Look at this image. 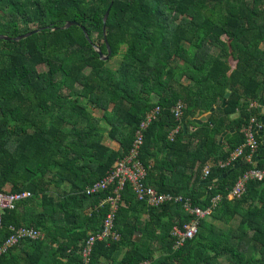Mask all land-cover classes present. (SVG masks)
<instances>
[{
	"label": "trees",
	"instance_id": "1",
	"mask_svg": "<svg viewBox=\"0 0 264 264\" xmlns=\"http://www.w3.org/2000/svg\"><path fill=\"white\" fill-rule=\"evenodd\" d=\"M68 22L91 40L81 26L61 29ZM0 35L11 38L0 39V192H33L6 212L0 243L12 225L45 233L23 238L0 264H84L85 245L111 210L101 203L116 196V185L95 195L85 189L130 152L158 107L140 150L145 185L200 208L221 200L176 249L173 228L193 217L183 204L149 206L126 183L116 214L121 238L97 240L89 264H264V181L228 197L244 172L264 169L258 130L250 160L244 148L219 166L243 145L250 120L262 117L252 103L264 94V0H0ZM96 46L105 55L111 47L108 61ZM229 92L225 108L196 123Z\"/></svg>",
	"mask_w": 264,
	"mask_h": 264
},
{
	"label": "built area",
	"instance_id": "2",
	"mask_svg": "<svg viewBox=\"0 0 264 264\" xmlns=\"http://www.w3.org/2000/svg\"><path fill=\"white\" fill-rule=\"evenodd\" d=\"M184 106L180 102L173 109L172 113L176 120H181L183 117ZM160 112V108H156L150 112L147 119L142 123L140 130L136 135L135 143L130 152L121 160L117 161L113 170L100 182L95 183L85 189V193L88 195H95L101 191L107 190L110 186L116 185L115 197H110L108 200L103 201L102 206L107 204L111 205V210L105 220V225L102 231L98 234L91 235L88 239L85 248L83 250L84 264H89L94 245L97 240L106 239H120L121 234L116 229V214L119 210V203L121 200V191L124 189L126 183L132 186L134 193L137 194L138 198L142 202L148 203L153 208H159L165 204H183L185 211L193 217V219L183 224L182 227L175 226L172 230V235L175 237V248H180L186 240L193 238L199 231L200 221L209 218L214 209L217 207L221 200L219 195L215 196L211 205L207 208H200L192 205L190 199L181 197H173L169 195H159L153 188L147 187L145 181L147 178V169L141 163L139 156L140 150L145 142L144 131L148 129L150 124L156 120ZM259 126L255 124V119L250 120L248 126L243 129L245 141L241 147L236 149L230 159L225 163H219L220 167H227L230 162L235 161L238 157L242 156L244 148L249 150L247 159H251V154L254 153L259 143L256 139L255 133ZM180 129H177L173 134H177ZM209 167L203 168V178L209 175ZM264 181V169L252 168L244 172L234 183L230 189L228 197L231 199H239L245 192V185L248 181ZM210 188V187H209ZM33 196V192L30 190L19 191V193L6 190L0 192V232L4 227V216L9 210H16L19 204ZM11 235L2 243H0V256L7 253L12 247L16 246L23 238H39L44 236L45 233L42 229L33 226L22 224L19 227L15 225L11 226ZM142 264H152L150 261Z\"/></svg>",
	"mask_w": 264,
	"mask_h": 264
},
{
	"label": "water",
	"instance_id": "3",
	"mask_svg": "<svg viewBox=\"0 0 264 264\" xmlns=\"http://www.w3.org/2000/svg\"><path fill=\"white\" fill-rule=\"evenodd\" d=\"M110 14H111V8H110L109 11L107 12V15H106L105 20H104V22H105L104 30H105V34H106V35H107V31H108V26H107V24H108V20H109ZM72 26H81V25H79V24L76 23V22H68L65 26L61 27V29H70V27H72ZM81 27H82V28L84 29V31L86 32L88 39H90V36H89L88 32L86 31V28L83 27V26H81ZM40 31H41V29H36V30L31 31V32H29V33H27V34H24V36H21V37L16 38L15 40L20 42V41L24 40V38H27V37H29V36H31V35L37 33V32H40ZM0 39H3V40H11L10 37L5 36V35H0ZM90 40H91V39H90ZM108 47H109V54H108V55H105L104 52L100 49V47H99V46H96V49L99 51V53H100V55H101V57H102V59H103L104 61H108V60L110 59V57L112 56V54H113L111 47H110V46H108ZM230 96H231V93L229 92V93L226 95V100L223 102V104H222L221 106H215V107H213L208 113H206V114H204L203 116H201L200 118L196 119V120H195L196 123L199 124V125L203 124L204 122H206L208 119L211 118L212 114H213L215 111H219V110L225 108V107L228 105V99L230 98ZM261 106H262V107L264 106V98H263V96H262V99H261ZM263 131H264V118H262V120H261V125H260V127L258 128V135L261 136L262 133H263ZM224 135H225V134H223V136H224ZM221 138H223V137H221ZM261 139H262V141H264V137H262ZM221 141H222V139H220V142H221ZM234 168L236 169L237 166H235ZM230 172H231V171H229V172H227L226 174L222 175L221 177H219V179H224V178H226V176H227L228 174H230Z\"/></svg>",
	"mask_w": 264,
	"mask_h": 264
},
{
	"label": "crops",
	"instance_id": "4",
	"mask_svg": "<svg viewBox=\"0 0 264 264\" xmlns=\"http://www.w3.org/2000/svg\"><path fill=\"white\" fill-rule=\"evenodd\" d=\"M262 96H263V98H264V94H262ZM255 105L259 108V113L262 115V117L260 118V122L257 123V126L260 127V125H261V120H262V118H264V106H263V107L261 106V101H260V103H252V106H255ZM239 115H240L239 112H237L236 114H234V115L232 116V119L237 118ZM258 136H259V135H258ZM260 137H261V138L264 137V131H263V133H262V135H261ZM261 141H262V139H261ZM262 142L264 143V141H262ZM113 143H114V144L111 145L112 147H114L115 149H119V148H120V145H119L118 142H113Z\"/></svg>",
	"mask_w": 264,
	"mask_h": 264
},
{
	"label": "rangeland",
	"instance_id": "5",
	"mask_svg": "<svg viewBox=\"0 0 264 264\" xmlns=\"http://www.w3.org/2000/svg\"><path fill=\"white\" fill-rule=\"evenodd\" d=\"M115 62H117V60L114 61V64H116ZM41 68H42V70H46V69H47V66H46V65H43V66H41ZM98 112H99V111H98ZM98 112L96 111V114H95V115L98 116V117H100V116H99L100 114H99ZM102 125H103L104 128L106 127L104 123H102L101 126H102ZM105 142L108 143V144H110V145H113V144H114L113 141H111V140L108 138V136L106 137Z\"/></svg>",
	"mask_w": 264,
	"mask_h": 264
}]
</instances>
